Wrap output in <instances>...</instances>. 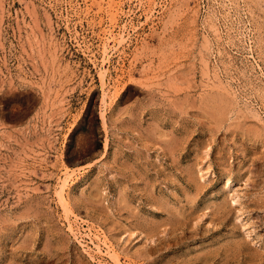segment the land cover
<instances>
[{
    "label": "rangeland",
    "instance_id": "1",
    "mask_svg": "<svg viewBox=\"0 0 264 264\" xmlns=\"http://www.w3.org/2000/svg\"><path fill=\"white\" fill-rule=\"evenodd\" d=\"M0 264H264V0H0Z\"/></svg>",
    "mask_w": 264,
    "mask_h": 264
},
{
    "label": "bare ground",
    "instance_id": "2",
    "mask_svg": "<svg viewBox=\"0 0 264 264\" xmlns=\"http://www.w3.org/2000/svg\"><path fill=\"white\" fill-rule=\"evenodd\" d=\"M120 40H121V39H120ZM101 79H102V77H101ZM101 82H102V81H101ZM175 88H176V87H175ZM123 111H124V110H123ZM210 113H211V112H210ZM219 113H220V112H219ZM102 115H103V114H102ZM216 117H217V116H216ZM102 120H103V119H102ZM94 160H95V159H94ZM66 168H67V167H66ZM69 171H70V170H69ZM63 183H64V182H63ZM198 185H199V184H198ZM62 186H64V184H62ZM61 188H62V187H61ZM59 191H60V190H59ZM61 191H62V189H61ZM61 191H60V192H61ZM56 192H57V191H56ZM60 192H59V193H60ZM58 201H59V200H58ZM59 202H60V201H59ZM96 236H97V235H96ZM107 248H108V247H107ZM107 252H108V251H107ZM111 254L114 255L113 252H111ZM111 258H113V257H111ZM116 258H117V257H116ZM113 259H114V258H113Z\"/></svg>",
    "mask_w": 264,
    "mask_h": 264
}]
</instances>
